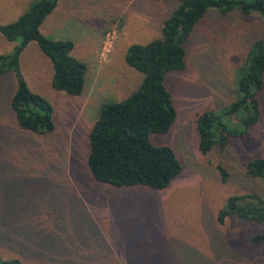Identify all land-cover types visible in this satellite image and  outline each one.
Masks as SVG:
<instances>
[{
	"label": "rangeland",
	"instance_id": "rangeland-1",
	"mask_svg": "<svg viewBox=\"0 0 264 264\" xmlns=\"http://www.w3.org/2000/svg\"><path fill=\"white\" fill-rule=\"evenodd\" d=\"M26 4L0 0V25L23 13ZM177 5V0H61L46 18L47 34L73 42L72 57L87 67L82 94L52 89V65L35 43L20 56L26 85L53 107L50 134L18 127L11 109L17 80L13 72L0 78V260L264 264V241H252L264 233V221L217 222L229 197H264V184L244 176L246 163L264 159V87L258 95L259 121L245 137L230 138L222 151L202 155L196 129L199 115L220 111L238 98L246 54L264 36L261 16L209 10L185 42L186 68L166 76L177 118L151 142L170 148L180 162L181 173L169 187L118 189L95 182L88 173V136L101 107L126 99L143 79L127 66V49L160 39L163 22ZM107 34L113 39L101 57ZM18 42L0 34V54L11 53ZM218 165L229 173L225 182Z\"/></svg>",
	"mask_w": 264,
	"mask_h": 264
},
{
	"label": "trees",
	"instance_id": "trees-1",
	"mask_svg": "<svg viewBox=\"0 0 264 264\" xmlns=\"http://www.w3.org/2000/svg\"><path fill=\"white\" fill-rule=\"evenodd\" d=\"M58 2L33 1L15 22L0 25V34L7 41L19 40L11 53L0 55V78L13 72L17 80L11 109L21 130L40 135L55 129L53 107L26 85L20 70L23 51L30 43L37 44L52 65L51 87L57 92L81 95L87 72L86 65L71 55L73 42L53 40L40 32V26ZM177 3L163 22L160 39L127 49V66L143 75L139 88L120 102L104 104L91 129L86 166L97 183L152 191L169 187L181 173L180 162L170 148L154 145L151 138L166 134L177 118L165 79L169 73L186 68L185 42L209 10H216L221 16L238 11L244 16L257 14L264 19V0H177ZM263 74L264 36L255 40L246 54L245 66L237 79L236 101L220 111L204 112L196 119L198 150L202 155L222 151L230 138H243L257 125ZM217 170L225 182L229 173L221 165ZM244 176L264 184V159L246 163ZM229 218L263 222L264 197L255 193L229 197L217 215V222L222 225ZM252 241H264V233ZM0 264L22 263L11 259L0 260Z\"/></svg>",
	"mask_w": 264,
	"mask_h": 264
},
{
	"label": "crops",
	"instance_id": "crops-1",
	"mask_svg": "<svg viewBox=\"0 0 264 264\" xmlns=\"http://www.w3.org/2000/svg\"><path fill=\"white\" fill-rule=\"evenodd\" d=\"M34 0H27V4H26V7H25V10H24V12L22 13V12H20L19 14H17L16 16H15V18L14 17H11L10 18V20H8V22L6 23V24H9V23H12V22H15L21 15H23L25 12H26V9L29 7V5L33 2ZM60 2H61V0H59V2H58V4H57V6H56V8L53 10V12L51 13V14H49L47 17L48 18H50V16H52L56 11H57V9H58V7H59V5H60ZM0 9H2L1 7H0ZM1 15L2 16H6V15H8L6 12H4L3 10H1ZM46 20H48V19H45L44 20V22L42 23V25L40 26V32H41V34L43 35V36H45V37H47V38H50V39H53V40H55L56 38L55 37H52V36H49V34H47L48 33V31L50 30V28L47 26V25H45L46 24ZM5 24V25H6ZM4 25V24H3ZM32 43H34V42H32ZM31 44V43H30ZM30 44L27 46V48L30 46ZM36 44V43H35ZM37 45V44H36ZM26 48V49H27ZM25 49V50H26ZM24 50V51H25ZM74 51V48H73V50H72V52ZM72 52H71V54H72ZM23 54V53H22ZM0 55H2V54H0ZM21 58V57H20ZM20 61H21V59H20ZM20 70H21V67H20ZM50 84H51V80H50Z\"/></svg>",
	"mask_w": 264,
	"mask_h": 264
},
{
	"label": "built area",
	"instance_id": "built-area-1",
	"mask_svg": "<svg viewBox=\"0 0 264 264\" xmlns=\"http://www.w3.org/2000/svg\"><path fill=\"white\" fill-rule=\"evenodd\" d=\"M106 38H107V42L105 43V46L101 51V57H104L105 54L108 52V47H109L108 42L113 39V35L107 34Z\"/></svg>",
	"mask_w": 264,
	"mask_h": 264
}]
</instances>
